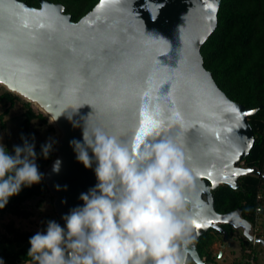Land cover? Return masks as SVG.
Segmentation results:
<instances>
[{
    "label": "water",
    "instance_id": "obj_1",
    "mask_svg": "<svg viewBox=\"0 0 264 264\" xmlns=\"http://www.w3.org/2000/svg\"><path fill=\"white\" fill-rule=\"evenodd\" d=\"M221 1L99 0L74 21L62 3L0 0V83L41 106L63 131L53 148L59 170L45 173L62 225L98 182L96 165L78 162L70 142H82L87 121L89 130L139 144L151 131L140 125V106L150 95L166 115L179 114L169 134L179 136L195 171L185 264H213L201 257L197 240L214 228L227 241V224L264 246L240 210L221 213L215 205L220 185L241 189L242 176L261 175L244 162L255 141L249 118L264 108L232 100L204 65L201 49L217 29Z\"/></svg>",
    "mask_w": 264,
    "mask_h": 264
},
{
    "label": "clouds",
    "instance_id": "obj_2",
    "mask_svg": "<svg viewBox=\"0 0 264 264\" xmlns=\"http://www.w3.org/2000/svg\"><path fill=\"white\" fill-rule=\"evenodd\" d=\"M145 123L151 131L135 144L100 127L89 130L85 122L82 142L70 144L86 169L96 165L98 182L81 193L82 206L62 217L63 226L47 221L44 231L29 238L27 264H185L182 249L195 223V171L179 136L169 134L179 114L166 115L163 104L148 95L140 106V125ZM34 139L22 135V145L9 152L0 136V209L43 178ZM51 148L50 142L41 146L45 159Z\"/></svg>",
    "mask_w": 264,
    "mask_h": 264
},
{
    "label": "trees",
    "instance_id": "obj_3",
    "mask_svg": "<svg viewBox=\"0 0 264 264\" xmlns=\"http://www.w3.org/2000/svg\"><path fill=\"white\" fill-rule=\"evenodd\" d=\"M32 6L40 7V0H22ZM62 3L65 12L72 15L74 21L90 12L99 0H51ZM204 65L213 74L218 86L232 99L244 104L248 108H256L264 104V0H222L218 14L217 29L209 36L201 49ZM19 96L5 91L0 96V101L7 105L14 104ZM26 110L24 124L20 136L32 142L33 135L30 124L34 120L48 121V116L30 101L23 100ZM3 115L0 117V133L4 127ZM255 134L253 147L245 159L244 166L257 167L261 175H246L240 178L241 189H234L227 184H222L214 191L216 210L226 213L240 210L242 216L254 224L256 208L259 202L257 195L264 193V108L249 118ZM22 141V140H21ZM23 143V141H22ZM41 144L35 146L37 159L47 166L54 153L53 148L45 159L41 155ZM32 194L31 190L19 193L9 199L7 205L0 209V214L6 211H17L19 204ZM264 214V201L262 202ZM228 231V240L237 237L241 240V255L235 256L238 263L246 264L250 256L255 258L253 244L240 231L231 225H224ZM13 230V228H10ZM22 240L25 237L20 234ZM257 236L262 237L260 230ZM223 234L210 228L197 240L201 257L210 263L219 264L216 259V241L223 240ZM12 244L13 241L8 239ZM0 256L21 257L29 261L25 249L17 254H11L9 248L0 250Z\"/></svg>",
    "mask_w": 264,
    "mask_h": 264
},
{
    "label": "rangeland",
    "instance_id": "obj_4",
    "mask_svg": "<svg viewBox=\"0 0 264 264\" xmlns=\"http://www.w3.org/2000/svg\"><path fill=\"white\" fill-rule=\"evenodd\" d=\"M12 92L19 97L14 101L13 105L7 103L4 105L0 101V117L3 115L4 127L0 133L3 137V144L11 152L14 145H22L20 132L24 124V112L26 107L24 101L29 99L25 98L19 93L9 90L4 84L0 83V96L5 91ZM31 102V101H30ZM36 105L41 111L48 116V121L34 120L30 124V130L33 135L35 146L45 143H51L52 148L58 147L60 136H62V129L59 128L54 122V119L44 111L38 104ZM51 121V122H50ZM60 162L59 155H53L52 159L47 166L42 165L41 160L37 159L39 171L42 174V180L39 184H34L31 187H24L20 193L28 190L32 191L27 200L19 204L17 211H6L0 214V250L9 248L11 254H17L21 249H25L28 253L30 248L29 238L38 231L46 229L47 221L55 220L62 225L57 207L55 205L56 195L53 193V188L50 189L46 174L54 175V166ZM264 214H262L259 223L260 233L264 235ZM63 226V225H62ZM13 228L11 230L10 228ZM22 234L25 240L20 236ZM8 239H11V244ZM223 239V238H222ZM215 247L216 259L219 264L230 262L235 256L241 255V240L237 237H232L227 241H216ZM255 248V262L256 264H264V246L260 243L254 246ZM217 255H220L218 258ZM4 264H27L21 257L14 258V256H0Z\"/></svg>",
    "mask_w": 264,
    "mask_h": 264
},
{
    "label": "built area",
    "instance_id": "obj_5",
    "mask_svg": "<svg viewBox=\"0 0 264 264\" xmlns=\"http://www.w3.org/2000/svg\"><path fill=\"white\" fill-rule=\"evenodd\" d=\"M257 201L259 202V204L257 205L256 208V217H255V222H254V230H255V237H256V233L257 231H259V223L261 221V212L263 210V205L262 202L264 201V193L263 192H259L257 195ZM253 244H257L255 241H253ZM246 264H256L255 262V258L254 256H250L249 258L246 259Z\"/></svg>",
    "mask_w": 264,
    "mask_h": 264
},
{
    "label": "flooded vegetation",
    "instance_id": "obj_6",
    "mask_svg": "<svg viewBox=\"0 0 264 264\" xmlns=\"http://www.w3.org/2000/svg\"><path fill=\"white\" fill-rule=\"evenodd\" d=\"M259 230H260V229H259ZM256 237H258V236H257V233H256ZM237 260H238V259H236V258L234 259V258H233L230 262H228V263L224 262L223 264H243V263H238Z\"/></svg>",
    "mask_w": 264,
    "mask_h": 264
},
{
    "label": "snow or ice",
    "instance_id": "obj_7",
    "mask_svg": "<svg viewBox=\"0 0 264 264\" xmlns=\"http://www.w3.org/2000/svg\"><path fill=\"white\" fill-rule=\"evenodd\" d=\"M195 226H196L197 228H200V227H201V225H200V224H196Z\"/></svg>",
    "mask_w": 264,
    "mask_h": 264
},
{
    "label": "crops",
    "instance_id": "obj_8",
    "mask_svg": "<svg viewBox=\"0 0 264 264\" xmlns=\"http://www.w3.org/2000/svg\"><path fill=\"white\" fill-rule=\"evenodd\" d=\"M263 217H264V215H263ZM261 218H262V216H261ZM262 238H264V235L262 236Z\"/></svg>",
    "mask_w": 264,
    "mask_h": 264
}]
</instances>
